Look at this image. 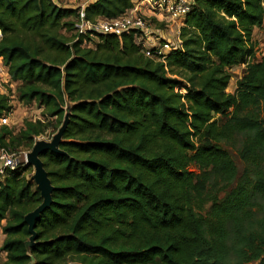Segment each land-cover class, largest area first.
Listing matches in <instances>:
<instances>
[{"label":"trees","instance_id":"1","mask_svg":"<svg viewBox=\"0 0 264 264\" xmlns=\"http://www.w3.org/2000/svg\"><path fill=\"white\" fill-rule=\"evenodd\" d=\"M133 6L0 0V60L45 118L0 125V149H32L70 108L64 153L41 155L54 191L33 244L25 215L43 198L32 166L0 173V264H264V55L250 59L264 0H194L166 61L135 31L75 34L81 9L94 21ZM10 111L0 90V119Z\"/></svg>","mask_w":264,"mask_h":264},{"label":"built area","instance_id":"2","mask_svg":"<svg viewBox=\"0 0 264 264\" xmlns=\"http://www.w3.org/2000/svg\"><path fill=\"white\" fill-rule=\"evenodd\" d=\"M91 1L85 0L81 8L83 9ZM193 4L194 0H134V6L126 13L114 18L100 17L94 21L85 19L84 12L81 9L80 17L76 20L75 34L78 37L89 35L96 40L99 39V33H115L119 35L123 32L135 31V41L141 46L146 56L158 61H166L167 54L171 50L179 48L182 44L180 37L181 27L185 23V17L193 8ZM152 19H158L165 23L167 27H171L170 24H173L176 40H171V34V36L162 38L153 36L150 42L147 34L150 27L153 26ZM87 42L93 43L92 40L86 39L83 43ZM263 55L264 51H256V55L250 59L253 62L258 61ZM244 64L247 65L246 63ZM1 67L6 68L7 66L1 65ZM2 92L4 91L2 90ZM11 114L12 111L4 114L0 119V124H7ZM26 153L27 151L25 155ZM0 161V173L3 174L6 168H15L19 164V156L16 152H11L3 147L0 149ZM0 252L5 257L6 252L1 250Z\"/></svg>","mask_w":264,"mask_h":264},{"label":"rangeland","instance_id":"3","mask_svg":"<svg viewBox=\"0 0 264 264\" xmlns=\"http://www.w3.org/2000/svg\"><path fill=\"white\" fill-rule=\"evenodd\" d=\"M56 1L61 5H73V7L81 6L85 2V0H56ZM153 24H154V22H153ZM162 27H163L162 28L163 31H165L166 33L170 32V27H167L165 25V23H164V25H162ZM171 34H172V36L167 35V37L171 36L170 37L171 40H176L174 32H172ZM254 39L256 41V47H257L256 50L261 51V52L264 51V25H261L260 27L255 28ZM98 40L99 39H96L95 41L97 42ZM83 45L88 46V47H93V43H89V42L83 43ZM260 58H262V57H260ZM260 60L261 59H259L258 61H260ZM1 65H3V64L1 63V60H0V88H1V91L3 90L5 93L9 94L10 103L12 105V114L10 116L8 123L5 125H9L10 127H13L15 130H18L19 128H21L24 125V121L26 119H29V120L30 119L31 120L45 119L44 115H43L42 106H40L35 101L32 103H24L23 101L20 100L19 91H18V85H19L18 82L11 79V76L8 72V67L2 68ZM242 67L243 66L234 67V68L229 70L231 72V74L233 75V77L231 78L229 87H228L229 91L235 90L237 77H239V75L242 74V69H241ZM0 125H3V124H0ZM56 132L57 131H55L52 126H50L44 134L37 136L36 140L45 139V140L49 141L52 139L53 135ZM9 150L11 152H16L18 154L19 164H28L26 162L25 152L26 151L28 152L31 149L26 150L25 148H21L19 151H15L13 149L12 150L9 149ZM231 153H232V156H233L234 160L236 161L239 169L242 170L243 161L235 152L231 151ZM191 170L198 172V168L195 165H191ZM33 174H34V167L32 166L31 170L29 172H27V175L28 176L31 175V177H32ZM4 223L5 222L3 221L0 224V248H1V245H2L3 240L5 238V234L2 230V225H4ZM0 259H4V256L1 254V252H0ZM247 264H255V263H247Z\"/></svg>","mask_w":264,"mask_h":264},{"label":"water","instance_id":"4","mask_svg":"<svg viewBox=\"0 0 264 264\" xmlns=\"http://www.w3.org/2000/svg\"><path fill=\"white\" fill-rule=\"evenodd\" d=\"M70 120V108L66 109L63 122L51 140L38 139L35 141L31 150L26 153V162L34 167L32 180L37 184V188L43 198L42 203L34 210L25 215V222L28 224V230L31 233L30 243L33 244L37 238L36 224L41 214L51 206L53 202L54 185L44 166L41 155L50 150L56 153H64L61 149V143Z\"/></svg>","mask_w":264,"mask_h":264},{"label":"crops","instance_id":"5","mask_svg":"<svg viewBox=\"0 0 264 264\" xmlns=\"http://www.w3.org/2000/svg\"><path fill=\"white\" fill-rule=\"evenodd\" d=\"M67 6H73V5H67ZM156 21L154 22L153 26L150 27V29L148 31V34H147L148 39H149L150 42L152 41V38H153V36H151V34L152 35L154 34L156 37L159 36L161 38V37H166L167 35H171V33L173 32V27H172L173 24H170L171 25L170 32L169 33H166L165 31H163V29L161 27L163 25V22L159 21L158 19ZM240 66H243L241 68L242 69V74L239 75V77H237V80L240 79V78H242L243 75L245 74L246 65L244 63H241V64L235 65V66H233V67L230 68V69H232L234 67H240ZM232 77H233V75H232ZM237 80H236V82H237ZM0 164H1V161H0Z\"/></svg>","mask_w":264,"mask_h":264}]
</instances>
